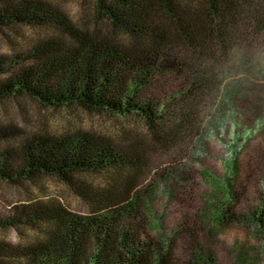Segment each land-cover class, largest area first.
I'll return each instance as SVG.
<instances>
[{"label": "trees", "instance_id": "16d2710c", "mask_svg": "<svg viewBox=\"0 0 264 264\" xmlns=\"http://www.w3.org/2000/svg\"><path fill=\"white\" fill-rule=\"evenodd\" d=\"M87 2L90 22L78 26L44 1L0 0L1 35L21 28L39 32L7 69L0 59V76L8 74L0 78V101L26 97L44 107L77 104L135 117L144 139L167 149L195 133L199 102L217 78L214 64L232 49L244 21L264 23L259 5L248 0ZM168 77L182 88L172 118L154 97L162 91L157 80ZM11 136L0 128V143ZM140 142L118 149L87 134H36L4 147L0 180L58 177L89 212L75 214L49 202L0 216V227L21 225L34 234L21 245L0 242V264H184L143 227V195L136 190L145 163ZM91 175L100 176L103 186H86L81 178Z\"/></svg>", "mask_w": 264, "mask_h": 264}, {"label": "rangeland", "instance_id": "374dc122", "mask_svg": "<svg viewBox=\"0 0 264 264\" xmlns=\"http://www.w3.org/2000/svg\"><path fill=\"white\" fill-rule=\"evenodd\" d=\"M41 1L75 25L90 22L87 0ZM248 1L257 3L264 14V0ZM38 34L23 28L16 34H0L4 69L16 54L31 49ZM214 69L217 78L199 102L195 133L174 148L144 139L145 128L135 117L86 110L77 104L44 107L18 97L0 101V128L15 136L0 143V152L36 134H87L118 149L140 140L145 163L136 190L143 195L147 236L167 243L177 262L184 264H264V23L245 20L234 46ZM156 87L162 91L154 97L160 106L166 105L167 117L172 118L182 100L179 80L162 78ZM81 180L92 188L104 184L95 175ZM49 202L75 214L89 212L75 189L58 177L41 176L18 184L0 180V216L27 204ZM33 236L21 225L0 227V242L7 244L21 245Z\"/></svg>", "mask_w": 264, "mask_h": 264}]
</instances>
